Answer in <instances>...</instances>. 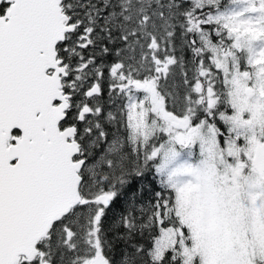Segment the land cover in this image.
Segmentation results:
<instances>
[{"label": "snow or ice", "instance_id": "snow-or-ice-1", "mask_svg": "<svg viewBox=\"0 0 264 264\" xmlns=\"http://www.w3.org/2000/svg\"><path fill=\"white\" fill-rule=\"evenodd\" d=\"M0 264H264V0H0Z\"/></svg>", "mask_w": 264, "mask_h": 264}]
</instances>
